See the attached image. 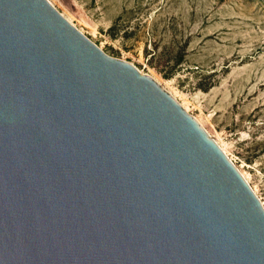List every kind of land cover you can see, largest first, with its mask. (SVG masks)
<instances>
[{
  "label": "water",
  "instance_id": "water-1",
  "mask_svg": "<svg viewBox=\"0 0 264 264\" xmlns=\"http://www.w3.org/2000/svg\"><path fill=\"white\" fill-rule=\"evenodd\" d=\"M0 264H264V205L154 77L0 0Z\"/></svg>",
  "mask_w": 264,
  "mask_h": 264
},
{
  "label": "rangeland",
  "instance_id": "rangeland-1",
  "mask_svg": "<svg viewBox=\"0 0 264 264\" xmlns=\"http://www.w3.org/2000/svg\"><path fill=\"white\" fill-rule=\"evenodd\" d=\"M52 1L176 93L264 200V0Z\"/></svg>",
  "mask_w": 264,
  "mask_h": 264
},
{
  "label": "bare ground",
  "instance_id": "bare-ground-1",
  "mask_svg": "<svg viewBox=\"0 0 264 264\" xmlns=\"http://www.w3.org/2000/svg\"><path fill=\"white\" fill-rule=\"evenodd\" d=\"M52 3H53V1L52 0H50ZM64 15H65V13H64ZM70 17V16H69ZM68 17V18H69ZM69 20H71V18H69ZM72 21V20H71ZM70 21V22H71ZM74 23V22H73ZM75 25V24H74ZM80 30H82V29H80ZM83 31V30H82ZM95 32V31H94ZM102 49H103V47L102 46H100ZM140 71L142 72V73H144L141 69H140ZM151 75V74H150ZM151 76H153L155 79H157L154 75H151ZM159 82V81H158ZM160 83V82H159ZM161 84V83H160ZM165 87V86H164ZM166 88V87H165ZM167 89V88H166ZM168 91H170L169 89H167ZM177 99H178V97H177V95H176V93L174 94L172 91H170ZM179 100V99H178ZM180 101V100H179ZM181 102V101H180ZM181 104L190 112V110H189V108L184 104V103H182L181 102ZM196 117V116H195ZM197 118V117H196ZM198 119V118H197ZM211 134V133H210ZM214 137V136H213ZM216 139V138H215ZM216 141L220 144V146L222 147V149L228 154V156L234 161V159L231 157V155L229 154V152H228V150L224 147V145L221 143L222 141H220V140H218V139H216ZM235 162V161H234ZM239 169H240V167H238ZM240 171L242 172V174L246 177V179L248 180V182L251 184V182H250V179H249V177H248V175H247V173H245L244 171H242L241 169H240ZM252 185V184H251ZM253 187V189L255 190V192L258 194V192H257V190L254 188V186H252ZM258 196H259V194H258ZM260 197V196H259ZM260 199H261V201L263 202V205H264V200L260 197Z\"/></svg>",
  "mask_w": 264,
  "mask_h": 264
}]
</instances>
